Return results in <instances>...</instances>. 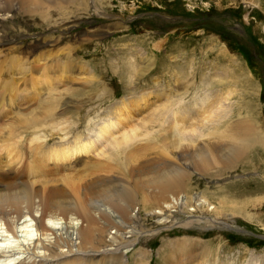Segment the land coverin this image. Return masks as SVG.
Here are the masks:
<instances>
[{
	"label": "rangeland",
	"instance_id": "1",
	"mask_svg": "<svg viewBox=\"0 0 264 264\" xmlns=\"http://www.w3.org/2000/svg\"><path fill=\"white\" fill-rule=\"evenodd\" d=\"M105 2L100 8L90 0V17L68 23L79 22L66 32L57 30L58 18H49V26L32 18L8 38L16 37L5 54H15L26 36L57 38L60 45L46 50L55 57L65 35L121 26L70 54L72 82L39 87L36 97L4 99L12 104L0 110V146L14 149L19 142L22 152L14 162H7L6 151L0 156V213L27 208L31 214L22 220L31 219L29 230L35 218L91 228L87 249L94 250L108 244L110 228L119 229L109 215L94 213L101 205L136 233L134 242L106 256L128 252L125 264H264V0ZM67 17L63 25L73 21ZM81 100L86 103L78 115ZM171 109L176 114L169 115ZM31 115L40 120L28 128ZM125 120L134 138L120 152L107 144L104 155H96L106 144L97 134L103 125ZM126 130L110 135L120 140ZM251 137L260 140L235 146ZM72 145L92 148L84 153ZM21 188L30 190L31 206L21 203ZM85 208L92 210L88 217ZM32 233L36 238L39 232ZM162 246L167 263L159 257ZM77 261L64 260L110 263Z\"/></svg>",
	"mask_w": 264,
	"mask_h": 264
},
{
	"label": "bare ground",
	"instance_id": "2",
	"mask_svg": "<svg viewBox=\"0 0 264 264\" xmlns=\"http://www.w3.org/2000/svg\"><path fill=\"white\" fill-rule=\"evenodd\" d=\"M89 1L90 0H0V21H7L9 23L7 25L0 24V110H3L5 106H7V104L10 105L11 103L10 101L8 103L4 101L7 95L16 96L21 94H28V96L36 97L35 93L39 87L46 90H50L53 89L51 85L53 83H57V85L63 86L66 83L68 84L69 82H72V78L69 77L70 75H68V73L73 72V70L75 69V63L73 62V60H70V54L84 48L86 45L92 43L94 40L96 42L97 38L107 34L109 29L112 30L116 28H121L119 24L117 25L107 23L104 25L105 27L103 26L105 29L104 31H102L103 27H101V29L87 30L79 32L77 34H73L71 36L65 35V37L62 38L65 45L63 44L64 46L62 47L60 54L55 57H50V54H48V51H51L49 48H57L60 45L61 41H59L57 38L54 39V37L52 38L53 41H47L48 39H38L35 38V36L28 38V36H26V40L24 42L22 41L23 43H21L19 47L15 48V54H5V51L9 49L8 47H11L10 44L13 42L14 39H16V37L8 39L9 36L15 33L18 34L19 29H21L24 24L27 25L29 21L33 20L32 18H36L40 24H44L46 21L45 24H48V26L49 24H51V21L47 23L49 18H58L57 21L61 22L62 24L60 23L61 25L57 28V30L66 32L67 29L73 28L75 25L79 24L80 20L86 19V17H90V14L88 13ZM98 1L99 6H101L100 8H103L104 2L106 1L105 3L108 4L109 0ZM17 7H19L20 9L19 13L15 12ZM51 10L52 12L50 13ZM68 15L72 16L73 21H69L68 19L66 25H63V23H65V20H67ZM76 21L79 22L77 24L73 23L72 25L67 26L68 23ZM46 50H48V53L46 52ZM36 53L39 54L33 58V55ZM7 60V64H4ZM26 60H30V62H26ZM42 61H44L45 63L40 64V62ZM8 67L12 68V71L15 70L14 73H16V77L15 74L11 75L15 78H12L9 75V72H11V70L5 71V69ZM43 85L46 87H42ZM95 90L99 91V85H95ZM77 103L79 104L78 115H81V112L84 111L83 109L86 101L81 100ZM51 107L52 103L50 105L49 111L45 113L46 118H50L52 116ZM173 107H175V105H173ZM176 110L177 109L169 110V115L174 111V114H176ZM28 118L29 119L27 121L30 122L28 124V128L36 127L39 124L40 119L38 118V116L31 115ZM172 119L174 120L175 117L172 116ZM126 122L128 121H121V123L115 125H113V122L107 123L108 126H106V124L103 125L102 129H100L99 133L97 134H99V140L102 141L101 143L106 144L103 146L102 150H99V153L96 155H104V149L106 150L107 144L109 146L108 148L113 147L114 152H120V147L125 146V142H127L131 138H134V127L127 126ZM123 127H126L127 130L118 134L120 135V137H122L120 138V140L117 139V136L111 137L110 134L112 132ZM185 132L187 133L188 131ZM22 133L23 131L21 132V134ZM176 133L177 134L174 133L175 136L182 139V133L179 130H177ZM259 140L260 138L254 139L252 137L248 139H241V144L236 142L235 146L243 145L245 147H251L255 142H258ZM82 146V148L74 146L73 147L77 150L84 149V153L89 152L92 148V146L90 145ZM74 148L67 150L66 153L63 152V156L67 157L69 154H71L70 152L72 150H76ZM5 151L8 155L6 156L7 162H10L11 160L12 162H14V157L17 156L18 153L22 152V148L21 145H19V142H16L14 149H6L4 148L3 142L2 146H0V156H2ZM28 154L30 157H32L33 154L35 155V153L30 152ZM124 154H126V150ZM176 172H178L177 169L175 170V173ZM175 173L173 171L169 173V175L165 176V178L172 176ZM29 177L31 176L29 175ZM35 183H31V186ZM17 195L19 196L21 203L25 205H30L29 197L31 195V192L28 188H21ZM22 209L23 207L17 209L15 212L3 211L2 213H0V264H93L64 262V260L69 259V257L75 258L76 260H78L77 262L84 261L87 259L90 260L91 258L93 259L97 257H99L100 260L104 259L110 262L103 264H125L127 262H125V260L123 259V255L127 254L128 252L121 254L117 257H106L109 255V251H116L120 247L134 242V240L131 241V237L135 233L129 225H121L120 219H114L118 216L114 213L115 216L112 217L110 215V208L102 207L100 205L99 207H96L94 209V213L98 215L99 218L101 217V215H109V217L113 220L115 227L119 229H115L114 227L110 228L108 230V234H106V240L108 241V244L103 246L101 249L98 248L94 250H88L89 248L87 249L88 244L93 243L94 231L91 228L82 231L80 227H78V224H73V222L68 223V225L70 226L67 227V224L62 225L63 223L61 222L50 223L48 221L49 223H46L42 222L41 219L35 218L33 225L36 228L35 230H29V228L27 229L25 223L26 221L28 222L31 219L22 220V218L25 217V214H31V211H28L27 208H25L26 210ZM87 209L89 208L87 207ZM87 209L85 208L83 209V211H85L88 217L91 214L92 210L90 212V210ZM222 226L224 227L225 225ZM34 231L39 232L38 234H35L36 238H34V234L32 233ZM143 232L145 234L149 233V231ZM117 239H120L119 241L123 244H118V242H116ZM163 247L164 246L159 249L158 253L161 263H167L170 261V259H166L167 255H164V253L161 254ZM168 247L169 244L167 243V249ZM139 250L140 249L138 248V251ZM86 251L92 252L88 253ZM138 251L133 250L130 252L131 256L134 255L133 263H136L137 261L134 260V257L138 254Z\"/></svg>",
	"mask_w": 264,
	"mask_h": 264
}]
</instances>
